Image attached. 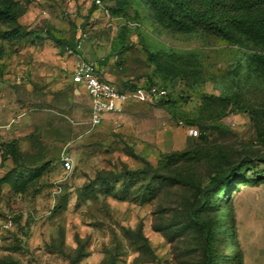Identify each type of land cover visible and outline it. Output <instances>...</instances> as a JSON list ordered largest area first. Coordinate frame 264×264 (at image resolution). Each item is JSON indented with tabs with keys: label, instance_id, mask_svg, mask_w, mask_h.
Listing matches in <instances>:
<instances>
[{
	"label": "rangeland",
	"instance_id": "1",
	"mask_svg": "<svg viewBox=\"0 0 264 264\" xmlns=\"http://www.w3.org/2000/svg\"><path fill=\"white\" fill-rule=\"evenodd\" d=\"M101 1L0 0V264H203L202 226L212 264H264V36ZM76 56L128 92L93 128Z\"/></svg>",
	"mask_w": 264,
	"mask_h": 264
},
{
	"label": "trees",
	"instance_id": "2",
	"mask_svg": "<svg viewBox=\"0 0 264 264\" xmlns=\"http://www.w3.org/2000/svg\"><path fill=\"white\" fill-rule=\"evenodd\" d=\"M157 20L175 28L194 26L203 31L237 41L239 33L264 36V0H145ZM1 12L8 14L1 8ZM158 71H166L171 66L162 54H150ZM118 85V84H117ZM124 89L121 85H118ZM125 90V89H124ZM264 143V137H262ZM225 175L217 176L206 189L222 182ZM196 208H193L195 211ZM194 219V218H193ZM204 236L203 264H212L213 257L206 238L207 228L202 226Z\"/></svg>",
	"mask_w": 264,
	"mask_h": 264
},
{
	"label": "built area",
	"instance_id": "3",
	"mask_svg": "<svg viewBox=\"0 0 264 264\" xmlns=\"http://www.w3.org/2000/svg\"><path fill=\"white\" fill-rule=\"evenodd\" d=\"M87 1L97 6L102 5L101 0ZM85 37L84 35L83 38ZM78 47L79 44H77L76 49ZM69 76L71 82L77 87V90H82L89 99L88 122L91 128L100 124L106 114L119 111L127 102L128 92L106 78L96 61L76 56L69 70ZM155 90L156 88L154 86L150 89L153 93ZM157 92L159 94H165L163 89L157 90ZM191 130L195 134L197 133L196 130ZM61 162L66 170L71 168V159L68 154H62Z\"/></svg>",
	"mask_w": 264,
	"mask_h": 264
}]
</instances>
